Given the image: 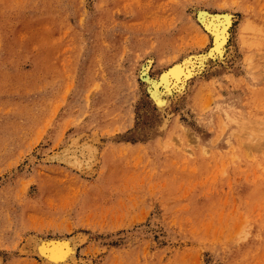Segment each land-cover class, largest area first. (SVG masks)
<instances>
[{"label":"rangeland","instance_id":"obj_1","mask_svg":"<svg viewBox=\"0 0 264 264\" xmlns=\"http://www.w3.org/2000/svg\"><path fill=\"white\" fill-rule=\"evenodd\" d=\"M54 263L264 264V0H0V264Z\"/></svg>","mask_w":264,"mask_h":264},{"label":"bare ground","instance_id":"obj_2","mask_svg":"<svg viewBox=\"0 0 264 264\" xmlns=\"http://www.w3.org/2000/svg\"><path fill=\"white\" fill-rule=\"evenodd\" d=\"M234 19V18H233ZM232 16L230 15V13H225V12H218V13H214V12H210L208 9H198L196 11V24L198 26V29L200 32L204 33V35L208 38H212V48L209 50L208 56L209 57H213L215 55L219 56V58H222V55H224V46L227 42L228 39V30L229 27L231 26V23L233 22L232 20ZM211 41V40H210ZM226 49V48H225ZM226 52V51H225ZM205 53V52H204ZM207 53V52H206ZM196 55V54H195ZM198 55V54H197ZM200 55V54H199ZM202 55V54H201ZM205 55V54H204ZM229 55V54H228ZM193 57V56H192ZM195 57V56H194ZM183 58V57H182ZM185 58V57H184ZM187 58V57H186ZM189 58V56H188ZM203 58V57H202ZM201 58V59H202ZM227 58V56H226ZM225 58V59H226ZM198 59V57H197ZM200 59V58H199ZM206 59V58H204ZM209 59V58H208ZM213 59V58H212ZM224 59V58H223ZM224 59V60H225ZM188 60V59H187ZM185 60V61H187ZM192 60V59H191ZM207 60V59H206ZM205 60V61H206ZM185 61H177V62H173L171 65H169L168 67H166L163 70V73L161 74L160 81L158 82H151L152 80H150L148 78V67L146 68L145 65L141 67L140 70V77L146 82L145 84L148 86L149 84L152 85V95L150 97H152V102L154 100V102L158 105V108H161L166 104V97L163 98V95L158 91V85L162 86L164 85V88L167 89V91H169V87L172 86V84L177 87L179 86L180 83L185 84L188 79L192 76V67H191V63L189 62H185ZM193 61V60H192ZM195 61V60H194ZM197 61V60H196ZM199 61V60H198ZM204 61V62H205ZM209 61V60H208ZM211 61V60H210ZM215 61V60H214ZM201 62V60H200ZM203 62V61H202ZM219 62V61H218ZM223 62V60H222ZM207 63V62H206ZM209 63V62H208ZM208 63L206 65H208ZM200 64V63H199ZM198 64V65H199ZM195 65V64H194ZM197 65V66H198ZM201 65H203L201 63ZM207 67V66H206ZM202 68V67H201ZM204 68V67H203ZM199 69V67H198ZM204 70V69H203ZM194 72V71H193ZM202 72V71H201ZM195 76V75H194ZM201 77V76H200ZM190 80V79H189ZM188 85V84H187ZM185 85V86H187ZM146 86V87H147ZM181 86V85H180ZM179 86V87H180ZM149 87V86H148ZM182 87V86H181ZM180 87V88H181ZM150 89V88H149ZM171 90V89H170ZM150 91V90H149ZM179 91V90H178ZM177 91V92H178ZM183 91V90H182ZM181 91V92H182ZM185 91V88H184ZM164 93V92H163ZM170 93V92H169ZM176 93V92H175ZM168 94V93H166ZM165 95V94H164ZM175 95H178L175 94ZM149 96V95H148ZM171 96V95H169ZM172 98V97H171ZM170 99V98H169ZM168 99V100H169ZM171 100V99H170ZM169 100V101H170ZM155 104V105H156ZM169 107V106H168ZM165 108V107H164ZM163 111V110H162ZM241 120V119H240ZM165 122V121H164ZM231 122H233L234 124L237 122H239V112H235L234 114H232L231 116ZM237 126V125H235ZM252 126V125H250ZM237 129V128H235ZM228 133V132H227ZM231 133V132H230ZM230 136L231 134H228L226 137V141L230 142ZM251 140V139H250ZM77 142V141H76ZM251 142V141H250ZM86 146V145H85ZM85 146H81L82 148H80L79 150H74L72 151L69 156H64L65 159L68 161V163H70L72 166H75L77 168L82 169L83 166H90V164L92 163V157H93V152L91 151V149L93 150V148H85ZM88 146V145H87ZM86 146V147H87ZM79 147V146H78ZM248 147V146H247ZM250 147V146H249ZM248 147V148H249ZM252 148V147H251ZM71 151V150H70ZM69 151V152H70ZM65 153V152H64ZM64 157H62L64 159ZM64 159V160H65ZM67 163V164H68ZM66 164V165H67ZM40 241V240H39ZM71 241V240H70ZM43 242V241H42ZM39 246V249L41 250V252H47L48 254V259L50 257L56 260V263L58 262L57 259H64V258H68L72 260V258L74 257V247H69L64 243H50V244H45L42 243ZM37 245V244H36ZM67 245V246H66ZM37 247V246H35ZM38 249V248H37ZM26 251V250H25ZM34 251V250H33ZM37 254V253H36ZM45 255V254H44ZM43 255V256H44ZM41 257V256H40ZM45 257V256H44ZM52 259V260H53ZM66 259L62 260L63 262L66 261ZM47 260V258H46ZM50 260L46 261V262H50ZM54 262V261H53ZM54 263V264H56ZM63 264V263H62ZM65 264V263H64Z\"/></svg>","mask_w":264,"mask_h":264}]
</instances>
